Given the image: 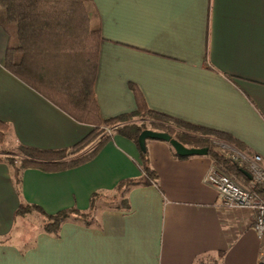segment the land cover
Segmentation results:
<instances>
[{
	"label": "crops",
	"instance_id": "obj_1",
	"mask_svg": "<svg viewBox=\"0 0 264 264\" xmlns=\"http://www.w3.org/2000/svg\"><path fill=\"white\" fill-rule=\"evenodd\" d=\"M92 2L101 36L93 83L101 120L135 112L134 87L149 109L229 135L234 145L213 140L226 153L223 144L264 158V0ZM7 42L0 25V120L9 126L0 147L79 142L92 127L9 72ZM145 151L157 179L128 186L125 207L113 199L116 187L143 175L141 150L126 137L114 134L71 168H27L18 187L12 166L0 160V264H261L254 213L223 209L203 183L211 164L227 172L219 163L208 154L176 156L160 139H147ZM244 176L233 177L246 183ZM93 194L100 195L93 220L72 216L57 234L44 229L38 212L17 214L20 203L47 214L87 212Z\"/></svg>",
	"mask_w": 264,
	"mask_h": 264
},
{
	"label": "trees",
	"instance_id": "obj_2",
	"mask_svg": "<svg viewBox=\"0 0 264 264\" xmlns=\"http://www.w3.org/2000/svg\"><path fill=\"white\" fill-rule=\"evenodd\" d=\"M0 25L8 36L5 68L73 119L92 127L84 138L69 148L38 149L19 145L18 158L9 155L8 150H0V154H4L0 160H5L13 168L15 186L18 187L20 175L27 168L53 172L91 159L114 134L131 139L139 146V134L145 129L168 133L186 147L207 148V154L228 173L247 180L243 175L247 170L230 160L226 151L213 142L234 145L229 135L149 109L134 87L135 112L100 119L93 83L101 36L92 0H0ZM8 133V124L0 120V146ZM140 157L143 175L135 181L118 184L113 197L118 207L126 205L124 192L128 186L148 184L157 179L149 166L147 151H141ZM257 189L261 194L264 192L259 186ZM99 196H91L87 212L72 207L47 214L38 206L20 203L17 214L36 211L44 218V229L57 234L60 225L72 216L91 222Z\"/></svg>",
	"mask_w": 264,
	"mask_h": 264
},
{
	"label": "built area",
	"instance_id": "obj_3",
	"mask_svg": "<svg viewBox=\"0 0 264 264\" xmlns=\"http://www.w3.org/2000/svg\"><path fill=\"white\" fill-rule=\"evenodd\" d=\"M109 132V129H106ZM228 157L250 174L246 183L238 181L225 172L218 164H211L203 177V183L215 189L221 207L228 210L246 209L254 213L253 228L264 243V197L257 187L264 188V158L258 154H248L223 144Z\"/></svg>",
	"mask_w": 264,
	"mask_h": 264
},
{
	"label": "water",
	"instance_id": "obj_4",
	"mask_svg": "<svg viewBox=\"0 0 264 264\" xmlns=\"http://www.w3.org/2000/svg\"><path fill=\"white\" fill-rule=\"evenodd\" d=\"M147 139H160L168 142L179 156L207 154V148L186 147L183 144H181L179 141L171 138V136L168 133L152 130V129H145L139 134L138 145L142 152L145 151V141ZM243 174L246 175L247 177H250L249 173L246 171H243Z\"/></svg>",
	"mask_w": 264,
	"mask_h": 264
},
{
	"label": "rangeland",
	"instance_id": "obj_5",
	"mask_svg": "<svg viewBox=\"0 0 264 264\" xmlns=\"http://www.w3.org/2000/svg\"><path fill=\"white\" fill-rule=\"evenodd\" d=\"M8 150L9 151V155H12L13 157H19V150L17 148V146H13V145H9V146H5V148L0 147V150ZM261 264H264V256L262 257V262Z\"/></svg>",
	"mask_w": 264,
	"mask_h": 264
}]
</instances>
